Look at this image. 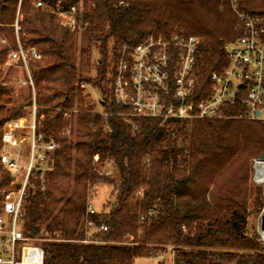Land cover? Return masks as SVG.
<instances>
[{"label":"trees","instance_id":"obj_1","mask_svg":"<svg viewBox=\"0 0 264 264\" xmlns=\"http://www.w3.org/2000/svg\"><path fill=\"white\" fill-rule=\"evenodd\" d=\"M33 1L0 0V38L7 39L0 44V66L16 46L13 23L19 10L22 43L41 52L30 62L37 116H43L38 132L59 145L52 170L43 183L31 179L23 204L25 235H60L41 242L43 264H133L167 246L174 249L173 264H264L260 242L247 233L251 210L262 212V188L250 175L253 159L264 152V122L232 117L241 110L238 103L224 110L232 115L226 118L161 123L130 115L114 101L104 65L94 79L104 96L103 113L85 108L78 86L93 82L88 77L92 45L105 61L109 41L117 56L121 44L134 46L150 34L183 33L199 39L196 99L202 98L210 73L227 63L225 46L238 36L229 2L85 0L81 20L86 26L78 34ZM42 1L54 5L58 0ZM60 1L63 7L75 2ZM239 7L264 16V0H239ZM11 93L0 83V144L6 120L23 113L22 105L9 106ZM25 102L31 104V93ZM74 105L77 114L63 118L62 110ZM104 161L113 162L115 177L98 172L96 164ZM10 181L0 165V199ZM98 182L113 189L105 211L89 213V192ZM87 221L107 230L86 240ZM127 238L131 241L125 243Z\"/></svg>","mask_w":264,"mask_h":264},{"label":"built area","instance_id":"obj_2","mask_svg":"<svg viewBox=\"0 0 264 264\" xmlns=\"http://www.w3.org/2000/svg\"><path fill=\"white\" fill-rule=\"evenodd\" d=\"M227 1L236 16L234 29L238 36L224 48L226 65L210 73V87L205 96L196 99L198 37L183 33L150 34L134 46L119 45L117 56L111 52L106 78L114 101L129 109L130 115L157 119L161 123L231 117L226 116L224 110L236 103L241 110L232 117L264 122V16L242 10L239 0ZM32 4L52 14L61 27L71 32L80 34L86 26L81 20L85 0H75L68 7H63L60 0L54 5L42 0ZM21 19L17 10L13 23L16 46L9 49L2 66L23 71L22 84L28 86L32 102L27 105V114L6 120L1 135L0 165L10 177L11 187L0 199V264H43L41 242L60 240V235L58 232L54 237L47 233L36 237L25 235L23 204L31 179L38 177L43 183L44 174L52 170V154L59 145L53 138L45 139L38 132L43 116H37L30 62L39 60L41 52L36 46L22 43ZM6 40L1 37L0 44H7ZM0 83L6 85L3 81ZM87 85L85 81L78 83L79 88ZM77 112V107L66 108L62 116L67 119ZM126 115L129 114L125 113L123 118L129 122ZM104 130L109 129L105 126ZM63 131L70 133L68 128ZM254 181L264 183L257 177ZM87 211L95 212L90 203ZM86 224L92 225V222ZM97 230L106 231L107 227L100 225Z\"/></svg>","mask_w":264,"mask_h":264},{"label":"rangeland","instance_id":"obj_3","mask_svg":"<svg viewBox=\"0 0 264 264\" xmlns=\"http://www.w3.org/2000/svg\"><path fill=\"white\" fill-rule=\"evenodd\" d=\"M111 42H108V51H107V57L104 61L103 55L100 54V51L97 48V44L92 45L90 47V69L88 72V77H90L93 82H86L89 85L80 88L85 108L90 107L93 112H103V106H102V100L104 99V96L102 95L101 91L97 88L95 90H92L90 86L96 87L94 84V79L97 75V69L99 66H106V73L108 70V67L110 65L109 59L111 58ZM103 60V62H102ZM99 61V63H98ZM0 81H3L6 83V87L12 88L11 93V99L12 103L10 105H22L23 106V113H28V107L25 104L27 96L30 94V90L28 86L25 84H22L23 79H25V74L20 68L17 67H3L0 66ZM76 108V105L73 106ZM67 134V133H66ZM72 141L75 140L74 134H67ZM178 142L182 143L180 140ZM257 159V158H255ZM251 163V167L253 169V162ZM96 168L99 173L105 175L108 178L115 177L116 169L114 167V164L112 161H104L103 163L96 164ZM250 181L255 184L259 185L262 188V212L260 214L254 210H251L249 216H248V225H247V233L248 235H254L258 242H260V247L262 250H264V230H261L260 228V216L264 214V184L257 183L254 181V169L253 172L250 175ZM258 178V177H257ZM112 185L104 182H98L90 189L89 197H88V203L92 205V208L94 211L98 213L104 212V204L109 199L110 192L112 190ZM252 207V205H250ZM97 230V227L92 225H85V239H91L93 233H95ZM131 239L127 238L125 239V243L130 242ZM174 249L172 246H167L165 248H162L161 250H157L154 254V257H147V258H136L134 260L133 264H172V261L174 259Z\"/></svg>","mask_w":264,"mask_h":264},{"label":"bare ground","instance_id":"obj_4","mask_svg":"<svg viewBox=\"0 0 264 264\" xmlns=\"http://www.w3.org/2000/svg\"><path fill=\"white\" fill-rule=\"evenodd\" d=\"M255 161H256L254 162V167L256 171L255 177H258L259 180L262 179V181H264V162H262V160L260 159H257Z\"/></svg>","mask_w":264,"mask_h":264},{"label":"water","instance_id":"obj_5","mask_svg":"<svg viewBox=\"0 0 264 264\" xmlns=\"http://www.w3.org/2000/svg\"><path fill=\"white\" fill-rule=\"evenodd\" d=\"M256 113L258 114V111H256ZM257 159H260L262 162H264V152H262ZM260 228L261 230H264V214L260 216Z\"/></svg>","mask_w":264,"mask_h":264}]
</instances>
